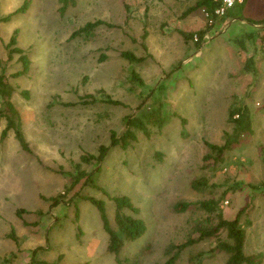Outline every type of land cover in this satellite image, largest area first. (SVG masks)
<instances>
[{"label":"rangeland","instance_id":"1","mask_svg":"<svg viewBox=\"0 0 264 264\" xmlns=\"http://www.w3.org/2000/svg\"><path fill=\"white\" fill-rule=\"evenodd\" d=\"M25 2L26 12L0 22V75L12 87L10 100L32 150L22 149L13 130L0 142V264H163L174 246L215 226L199 206L209 199L229 220L244 209L245 252L261 253L264 264V29L253 39L244 33L254 21L246 11L256 12V1L229 11L248 20L243 33L230 32L232 19L210 23L201 10L184 16L196 0H78L63 14L59 0H0V20ZM96 20L116 27L72 37ZM207 24L212 28L200 45L197 35L185 41L180 33ZM15 34L30 59L22 76L16 75L20 55L8 60ZM123 51L148 58L130 63ZM3 101L0 96V110ZM237 105L247 107L253 133L213 166L205 160L207 144H225L229 110ZM141 112L156 113L163 124L135 131L137 142L110 149L99 165L81 160L96 156L112 132L124 133L127 116ZM6 125L0 114V136ZM79 170L92 173V183L82 179L71 187ZM198 182L207 186L197 190ZM59 194L64 198L54 207L48 199ZM119 196L130 198L137 212L125 213L142 219L147 231L126 241L116 257L87 198L105 203L118 231L112 198ZM183 203L192 205L179 212ZM220 241H228L225 232L186 248L177 264L200 253L197 264H225Z\"/></svg>","mask_w":264,"mask_h":264},{"label":"trees","instance_id":"2","mask_svg":"<svg viewBox=\"0 0 264 264\" xmlns=\"http://www.w3.org/2000/svg\"><path fill=\"white\" fill-rule=\"evenodd\" d=\"M77 1L78 0H59L62 7L61 13L63 14L68 7L75 6L77 4ZM244 4L245 2L241 5H236L235 7L242 8ZM218 5L219 4L216 3L214 0H196L194 6L188 8L187 11L184 13V16H187L197 10H201V11L204 10L206 13H209V17H210L209 20L210 19L217 20L218 18L215 17L214 12L218 7ZM27 8H28V2H25L20 8H18L17 10H15V12L0 20V22L8 21L13 14L26 12ZM224 18L229 20L234 17H232L230 12L228 11V13L224 16ZM240 19L243 20L244 18L243 19L240 18ZM246 21L248 22V20ZM250 23L262 24L264 22L253 21ZM103 25L110 28L116 27L115 25L107 23L105 21L96 20L94 22L86 23L82 28L74 32L72 34V37L75 38L81 35H86V36L91 35L98 27H101ZM211 28L212 25L207 24L203 30H200L197 33L189 34L182 31H180V33L185 39V41L194 40V36L197 35L199 39L196 41V43L197 45H200L204 41L205 36L209 34ZM146 36L147 33L144 34V38H143L144 40ZM254 37L255 34L251 33L247 36V39H253ZM6 48L8 50V60H11L14 54L20 55L18 60L20 63H22L23 69L22 71L18 72V74L16 75L22 76L23 74H26L30 69V59L21 48L17 47L16 34L12 36ZM143 48L146 51L148 49L146 44H143ZM121 56L130 63H142L146 61V59L148 58L147 56L138 57L136 54H134L131 51H123L121 52ZM251 65H252V59L248 60V62L246 63V67ZM132 80L141 81L140 78L137 77L135 74L132 75ZM11 94H12V87L7 82H5L3 75H0V96L4 98L3 101L4 106L3 109L0 110V114L2 115V118L6 120L7 123L5 129L1 133L0 142L3 143V141L7 137L8 132L10 130H13L15 134V138L17 139L22 149L27 153H32V150L29 147L25 136L21 131L19 112L17 111V109L10 100ZM87 97L91 98L92 96H87ZM108 103L113 105H120V102L113 100H108ZM124 122L126 129L122 135L119 136L115 132H112L109 145L100 146L98 149V154L96 156L84 155L81 158V160L85 163H91L93 160H95L99 165L105 160L110 149L114 147H120L123 150H127L128 148L131 147L133 143L137 142L138 137L135 131H142L143 133H147L149 125L163 124L161 119L158 117L156 113H148V112H141L137 115H129L124 119ZM228 122L230 123L231 131L226 134L225 144L223 146L207 144L210 153L205 156V160L213 161L212 163L213 166L219 164L220 162H223L224 160L223 155L226 151L231 150L235 145L239 144L240 141L245 136L251 135L253 133L252 121L250 119L248 109L243 105H237L229 110ZM92 175H93L92 173L86 174L85 172L79 170L78 174H76L74 180L72 181L71 187L78 184L82 179H85V183L91 184ZM203 186L204 187L207 186L205 182L203 183L198 182L195 184V188L197 190H202L204 188ZM63 198L64 196L59 194L55 197L49 198L48 200L51 202L52 206L56 207L59 205V203L62 201ZM112 199L115 203V208H116L115 223L117 225L118 231L114 230L110 226L105 203L102 200L95 199L92 197L87 198V200H89L99 211L104 230L108 234L107 251L110 254L118 257L125 242L126 241L134 242L139 238H141L146 233L147 226L142 219L130 216L125 213L126 210L137 212V209L135 208L129 197L119 196V197H114ZM191 205L192 204L190 203L180 204V206H177V210L179 212H184ZM199 206L205 213L209 215V217H215V221H216L215 226L213 228L199 230V236L196 239H189L185 243L174 246L172 251L170 252V256L163 264H177V262L181 257L182 252L186 248L193 246L197 243H200L207 238L214 237L220 232H225L228 240V241H220L217 244V249L221 250L227 255V260L225 264H262L263 256L261 253L256 255H248L245 252L247 234L243 228V224L241 220V216L244 209L238 211L234 219L229 220L224 218L221 213L217 212L219 205L215 203L212 199L201 202ZM23 213L24 210H19L17 212L18 216L20 217ZM209 220H211V218H209ZM201 255L202 253L192 256L190 258V264L199 263L200 259L202 258ZM31 264H50V263L44 261H31ZM127 264H143V263L141 260L136 259L133 261H128Z\"/></svg>","mask_w":264,"mask_h":264},{"label":"crops","instance_id":"3","mask_svg":"<svg viewBox=\"0 0 264 264\" xmlns=\"http://www.w3.org/2000/svg\"><path fill=\"white\" fill-rule=\"evenodd\" d=\"M250 1H252V0H246L244 6L246 5V7H247V5L249 4ZM255 1H256V5H255V11L256 12L252 11L250 8H248V10L246 12L248 14H251L250 17H252L254 19V21L264 22V0H255ZM245 10H246V8H245ZM246 22H247L246 20L241 22L237 18H232V20H230V32L232 31V29H234V31H236L237 33H243L242 32L243 31L242 25L246 24ZM261 29L262 30L264 29V23L253 24V25L250 24V26H248V28H244V31H245L244 33L247 34V36H248L251 33L255 34V32L261 31Z\"/></svg>","mask_w":264,"mask_h":264},{"label":"built area","instance_id":"4","mask_svg":"<svg viewBox=\"0 0 264 264\" xmlns=\"http://www.w3.org/2000/svg\"><path fill=\"white\" fill-rule=\"evenodd\" d=\"M214 1L219 4L214 12L215 17L217 18L224 17L228 13V11L233 9L236 5H241L245 2V0H214ZM203 13H205L206 17L210 18L209 13H206L204 10ZM211 22L212 21L210 19V23ZM195 40L197 41V37H195Z\"/></svg>","mask_w":264,"mask_h":264}]
</instances>
